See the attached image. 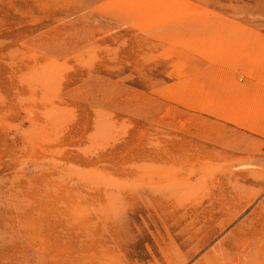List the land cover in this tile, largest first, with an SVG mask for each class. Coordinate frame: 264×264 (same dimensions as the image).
<instances>
[{
    "label": "rangeland",
    "instance_id": "374dc122",
    "mask_svg": "<svg viewBox=\"0 0 264 264\" xmlns=\"http://www.w3.org/2000/svg\"><path fill=\"white\" fill-rule=\"evenodd\" d=\"M263 52L264 0H0V264H264Z\"/></svg>",
    "mask_w": 264,
    "mask_h": 264
},
{
    "label": "bare ground",
    "instance_id": "6f19581e",
    "mask_svg": "<svg viewBox=\"0 0 264 264\" xmlns=\"http://www.w3.org/2000/svg\"><path fill=\"white\" fill-rule=\"evenodd\" d=\"M164 14V13H163ZM180 35V34H179ZM262 50V49H261ZM264 53V52H263ZM261 55V54H260ZM221 57V56H220ZM245 59V58H244ZM259 59V58H258ZM256 60V59H255ZM255 62H257V61H255ZM258 65V64H257ZM258 67V66H257ZM257 69V68H256ZM22 73V72H21ZM20 74V73H19ZM41 83V82H40ZM46 85V84H45ZM44 85V86H45ZM49 85V84H48ZM53 86V85H52ZM37 87V86H36ZM50 87V86H49ZM49 87H47V88H49ZM45 92V91H44ZM260 93V92H259ZM30 98V97H29ZM53 99V98H52ZM209 101V100H208ZM207 101V102H208ZM35 102V101H34ZM211 102V101H210ZM33 103V102H32ZM63 107V106H62ZM212 107V106H211ZM65 110V109H64ZM255 111V110H254ZM224 112V111H223ZM48 115V114H47ZM46 115V116H47ZM73 117V116H72ZM240 117V116H239ZM232 120V119H231ZM116 121V120H115ZM28 133V132H27ZM159 133V132H158ZM150 135V134H149ZM52 137V136H51ZM122 137V136H121ZM53 138V137H52ZM123 139V138H122ZM154 139V138H153ZM152 139V140H153ZM108 140V139H107ZM162 143V142H161ZM96 144V143H95ZM102 144V143H101ZM99 145H100V143H99ZM161 146V145H160ZM95 147V146H94ZM110 147V146H109ZM112 147V146H111ZM95 152V151H94ZM104 153V152H103ZM91 154V153H90ZM54 156V155H53ZM56 156V155H55ZM98 157V156H97ZM155 166V165H154ZM185 166V165H184ZM178 168V167H177ZM152 170V169H151ZM99 180V179H98ZM223 180V179H222ZM96 184V183H95ZM171 194V193H170ZM164 200V199H163ZM202 200V199H201ZM2 219V218H1ZM3 243V242H2ZM232 244V243H231ZM251 251V250H250ZM115 254V253H114ZM252 256V255H251ZM253 257V256H252ZM255 259V258H254ZM254 262V261H253ZM263 263V262H262ZM81 264V263H80Z\"/></svg>",
    "mask_w": 264,
    "mask_h": 264
}]
</instances>
